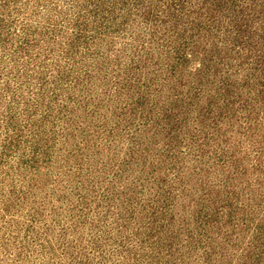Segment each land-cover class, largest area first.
Instances as JSON below:
<instances>
[{
  "label": "rangeland",
  "instance_id": "rangeland-1",
  "mask_svg": "<svg viewBox=\"0 0 264 264\" xmlns=\"http://www.w3.org/2000/svg\"><path fill=\"white\" fill-rule=\"evenodd\" d=\"M0 264H264V0H0Z\"/></svg>",
  "mask_w": 264,
  "mask_h": 264
}]
</instances>
